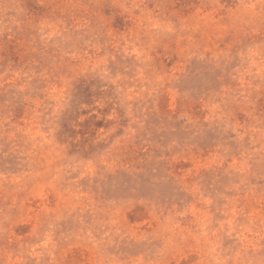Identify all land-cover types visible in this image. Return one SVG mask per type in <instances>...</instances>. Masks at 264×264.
<instances>
[{
	"label": "rangeland",
	"instance_id": "1",
	"mask_svg": "<svg viewBox=\"0 0 264 264\" xmlns=\"http://www.w3.org/2000/svg\"><path fill=\"white\" fill-rule=\"evenodd\" d=\"M0 264H264V0H0Z\"/></svg>",
	"mask_w": 264,
	"mask_h": 264
}]
</instances>
